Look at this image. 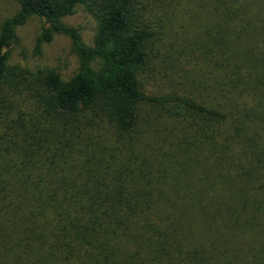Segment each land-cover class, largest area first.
<instances>
[{
	"label": "trees",
	"instance_id": "obj_1",
	"mask_svg": "<svg viewBox=\"0 0 264 264\" xmlns=\"http://www.w3.org/2000/svg\"><path fill=\"white\" fill-rule=\"evenodd\" d=\"M17 1L0 264H264V0ZM79 9L93 45L65 23ZM33 18L35 53L70 40V77L9 64Z\"/></svg>",
	"mask_w": 264,
	"mask_h": 264
},
{
	"label": "rangeland",
	"instance_id": "obj_2",
	"mask_svg": "<svg viewBox=\"0 0 264 264\" xmlns=\"http://www.w3.org/2000/svg\"><path fill=\"white\" fill-rule=\"evenodd\" d=\"M18 7L17 0H0V23L15 14ZM65 23L78 27L84 42L87 45H93L95 22L83 9L77 10L75 15L66 18ZM41 26L42 22L37 18H33L26 25L17 29L18 40L11 49L9 64L19 65L31 70L40 68L57 69L65 78L70 77L76 71L78 61L71 51V42L68 38L57 36L53 42L43 46L41 54L35 53L36 40ZM163 50L168 51L167 48ZM155 83L170 85L166 80L160 78Z\"/></svg>",
	"mask_w": 264,
	"mask_h": 264
}]
</instances>
